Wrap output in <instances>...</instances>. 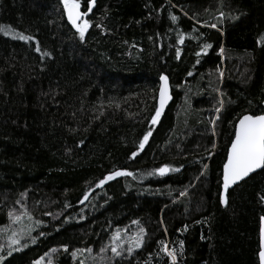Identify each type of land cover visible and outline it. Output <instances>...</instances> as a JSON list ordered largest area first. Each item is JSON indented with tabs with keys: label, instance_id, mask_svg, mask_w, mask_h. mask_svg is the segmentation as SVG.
Listing matches in <instances>:
<instances>
[{
	"label": "trees",
	"instance_id": "obj_1",
	"mask_svg": "<svg viewBox=\"0 0 264 264\" xmlns=\"http://www.w3.org/2000/svg\"><path fill=\"white\" fill-rule=\"evenodd\" d=\"M70 2L84 40L63 0H0V232L11 211L39 223L1 264H172L165 247L176 264H260L264 169L225 204L221 185L238 118L264 112V0ZM163 74L173 100L153 125ZM116 170L133 175L98 186ZM127 228L141 246L117 256Z\"/></svg>",
	"mask_w": 264,
	"mask_h": 264
},
{
	"label": "snow or ice",
	"instance_id": "obj_2",
	"mask_svg": "<svg viewBox=\"0 0 264 264\" xmlns=\"http://www.w3.org/2000/svg\"><path fill=\"white\" fill-rule=\"evenodd\" d=\"M95 0H89L88 11L91 12L92 7L94 5ZM64 6L67 10L68 19L73 26L76 27L79 37L81 40L85 38V32L89 27V22L87 19H83V15L86 14H79V3L73 2L69 3V0H63ZM224 15L223 12L220 13L222 17ZM175 19V17H173ZM83 20L82 23H78V21ZM210 27L216 28V24H211ZM7 34V33H5ZM20 40H29L31 39L28 36L23 34L19 35ZM181 43H183V37H181ZM211 47V45H205L204 48ZM36 51L40 52L41 49L39 46L36 47ZM180 51L177 49V57H179ZM200 55V52H197V56ZM199 63V61H197ZM189 76L192 75L191 72L188 73ZM160 80L162 81L159 90V107L156 108L155 114L151 117V124L155 125L161 113L165 107L166 102L170 99L169 96V85H168V77L166 75H161ZM223 103L221 102V107ZM221 111L220 108L216 109L217 116L215 119L211 121L213 126V134L215 133V124L216 121L219 119V112ZM151 131L146 133L141 140L138 150L132 153V158H135L140 151H142L145 147L146 142L149 140L151 136ZM215 147V145H213ZM211 155V153H210ZM183 167V166H181ZM204 168H207V165H204ZM257 169H264V113L253 115V114H244L238 118V122L235 124L234 127V137L231 140L230 147L227 152V159L223 164V174H222V182H223V189L225 193L229 189V187L233 184H236L238 181L242 180L243 178L249 176L250 173H253ZM179 168H172L168 164H164L161 167L155 169V173H158L160 176H164L165 174L171 171H179ZM152 173H149L151 175ZM133 175L132 172L127 170H116L111 172L110 174L106 175L101 179L98 183V186H103L106 182L111 181L117 177L121 176H131ZM181 196L185 195V192L180 193ZM88 199V194L85 193L83 200ZM83 200L81 203H83ZM226 203V199L223 200ZM11 215V213H10ZM50 215V213H49ZM133 223H138L134 221ZM143 229H141V234L143 233ZM43 235V233H41ZM119 232H117L116 236L113 237L115 240ZM260 237L261 243L258 252V257L260 264H264V217L261 218V229H260ZM14 244H19V240H13ZM136 247L141 246V238L138 236L136 240ZM181 248H183V241L180 242ZM65 250H67V246H64ZM165 252L169 257H171L172 264H176L177 261V254L175 249L169 250L165 247ZM54 251V249H53ZM90 251V249H88ZM103 251V249H102ZM111 251L119 256L121 253L119 251V244H113ZM128 251L131 252L132 248L129 247ZM11 255V253H9ZM75 255V253H73ZM43 259V258H41ZM35 264H40L39 260L35 262ZM83 264V262H81Z\"/></svg>",
	"mask_w": 264,
	"mask_h": 264
},
{
	"label": "rangeland",
	"instance_id": "obj_3",
	"mask_svg": "<svg viewBox=\"0 0 264 264\" xmlns=\"http://www.w3.org/2000/svg\"><path fill=\"white\" fill-rule=\"evenodd\" d=\"M185 36L192 37V39H196V36L191 34L181 35V37ZM223 60L221 64L222 68L220 70L222 75L225 69V62ZM20 200L22 201V199H19L21 205L19 203H17L16 205L22 207V203L26 202H21ZM10 213L11 215L9 214L8 225L3 228L0 232V264L5 257L9 256V253L21 250L28 246L30 243H32L35 240V238H32V234H34L33 231H35L39 226V223L33 219V214H28L27 211L22 213L11 211ZM137 237L138 232H134L133 229H122L121 232H119L117 238L115 239V244L118 243L119 246H121L127 243L128 246L130 245V247L133 246L134 248L136 247L135 244ZM13 240H19L20 243L14 244ZM39 262L40 264H46L48 261L40 259Z\"/></svg>",
	"mask_w": 264,
	"mask_h": 264
},
{
	"label": "water",
	"instance_id": "obj_4",
	"mask_svg": "<svg viewBox=\"0 0 264 264\" xmlns=\"http://www.w3.org/2000/svg\"><path fill=\"white\" fill-rule=\"evenodd\" d=\"M69 3L71 4V3H73V2H69ZM78 12H79V14H85V12H84L80 7H79ZM66 17H67V20H68L69 25H70L71 27H73V28L76 29V27L73 26V25L71 24V22L69 21V19H68L67 10H66ZM84 18H85V15H83V19H84ZM82 21H83V20H80V21H78V23H81ZM161 83H162V81L160 80V85H161ZM160 85H159V90H160ZM168 85H169V96H170V99L166 102L165 107H164V109H163V111H162V113H161V116L163 115V113L166 111V109L168 108V106L171 104V102H172V100H173V97H172V90H171V82H170L169 79H168ZM158 107H159V92H158ZM263 107H264V102H263ZM161 116H160L158 122H157L155 125H158V124L160 123ZM229 147H230V146H229ZM228 149H229V148H228ZM261 170H262V169H257V170H255L253 173H250L249 176H247V177L243 178L242 180L238 181L236 184L231 185V186L229 187V189L227 190L226 193H225V191H224V189H223V182H222V186H221V188H222V190H221V200H222V203L225 204V203L223 202L224 199H226V201H227L228 194H229V191H230L231 189H233L236 185L240 184V183L243 182L244 180L248 179L251 175H253V174H255V173H257V172H259V171H261ZM222 174H223V168H222ZM165 175H166V174H165ZM86 201H87V200H83V203H82V204L86 203ZM260 243H261V237H260Z\"/></svg>",
	"mask_w": 264,
	"mask_h": 264
},
{
	"label": "bare ground",
	"instance_id": "obj_5",
	"mask_svg": "<svg viewBox=\"0 0 264 264\" xmlns=\"http://www.w3.org/2000/svg\"><path fill=\"white\" fill-rule=\"evenodd\" d=\"M163 75H165V74H163ZM169 79V78H168ZM159 85H160V79H159ZM171 90H172V86H171ZM158 92H159V89H158ZM172 97H173V94H172ZM157 108H158V96H157ZM264 113V112H263ZM164 114V113H163ZM247 114H251V113H247ZM254 115V114H253ZM162 117V116H161ZM238 122V121H237ZM228 152V151H227ZM226 159H227V156H226ZM226 159H225V161H226ZM222 186V185H221ZM221 190H222V188H221ZM83 200V199H82ZM222 201V200H221Z\"/></svg>",
	"mask_w": 264,
	"mask_h": 264
}]
</instances>
